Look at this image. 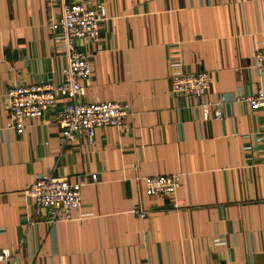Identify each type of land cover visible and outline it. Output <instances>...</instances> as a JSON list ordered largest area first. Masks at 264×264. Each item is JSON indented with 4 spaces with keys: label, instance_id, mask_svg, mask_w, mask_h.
Listing matches in <instances>:
<instances>
[{
    "label": "crops",
    "instance_id": "0c3cea01",
    "mask_svg": "<svg viewBox=\"0 0 264 264\" xmlns=\"http://www.w3.org/2000/svg\"><path fill=\"white\" fill-rule=\"evenodd\" d=\"M62 1L0 0V248L13 253L0 264H264V105L237 97L264 88L251 64L264 0H65L105 6L99 38L77 39L90 51L82 98L130 105L92 142L81 129L65 144L57 104L17 132L4 94L60 80L64 45L48 22ZM200 69L202 96L170 88L171 72ZM219 97L222 116L204 117ZM172 171L173 193L144 191L143 175ZM42 172L83 181L70 218L48 220L25 193Z\"/></svg>",
    "mask_w": 264,
    "mask_h": 264
},
{
    "label": "built area",
    "instance_id": "2783aa9c",
    "mask_svg": "<svg viewBox=\"0 0 264 264\" xmlns=\"http://www.w3.org/2000/svg\"><path fill=\"white\" fill-rule=\"evenodd\" d=\"M50 10L48 25L59 30L66 56V65L62 68L58 81L49 79L34 82H13L7 86L4 94L7 98L10 124L17 132L24 127L26 116L43 114L49 107L57 104L54 120L59 126V139L62 144L73 139L77 132L84 130L89 142H92L96 126L103 124L120 125L130 112V105L123 99H83L85 91L83 79L90 73L89 49L77 41H95L100 36V21L105 16V6L99 2L86 4L81 1H65L60 4L56 14ZM251 64L257 70H264V46L255 49ZM170 88L186 95L202 96L210 84V74L206 69L175 70L169 74ZM239 99L252 106L264 105V88L255 92L239 94ZM63 98L61 101H59ZM222 98L202 102L204 117L210 115L212 106L214 116H222ZM262 161L264 163V135L262 137ZM181 171L145 174L144 191L147 194L173 193L181 183ZM97 178L96 173L88 176ZM82 180H71L67 176L42 172L24 191L32 197L35 208H43L48 220L70 218L72 210L80 203ZM139 216H146L149 208L140 202L132 206ZM13 253L8 247L0 248V259L11 258Z\"/></svg>",
    "mask_w": 264,
    "mask_h": 264
}]
</instances>
